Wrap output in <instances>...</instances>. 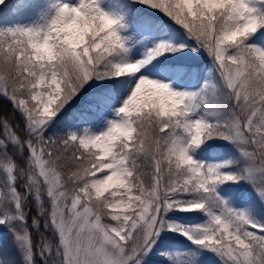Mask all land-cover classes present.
Instances as JSON below:
<instances>
[{"label": "snow or ice", "instance_id": "snow-or-ice-1", "mask_svg": "<svg viewBox=\"0 0 264 264\" xmlns=\"http://www.w3.org/2000/svg\"><path fill=\"white\" fill-rule=\"evenodd\" d=\"M0 97V264H264V0H0Z\"/></svg>", "mask_w": 264, "mask_h": 264}, {"label": "trees", "instance_id": "trees-1", "mask_svg": "<svg viewBox=\"0 0 264 264\" xmlns=\"http://www.w3.org/2000/svg\"><path fill=\"white\" fill-rule=\"evenodd\" d=\"M0 106H2L3 109H4L3 115H6L9 118H11L12 115H13L11 104L7 100H5L2 97H0ZM14 122L15 123H19V117L18 116H16V119H15ZM34 213H35V211H34Z\"/></svg>", "mask_w": 264, "mask_h": 264}, {"label": "bare ground", "instance_id": "bare-ground-1", "mask_svg": "<svg viewBox=\"0 0 264 264\" xmlns=\"http://www.w3.org/2000/svg\"><path fill=\"white\" fill-rule=\"evenodd\" d=\"M34 211H35V210H33L32 215H35ZM13 258H14V259H18V257H16L14 253H13Z\"/></svg>", "mask_w": 264, "mask_h": 264}]
</instances>
